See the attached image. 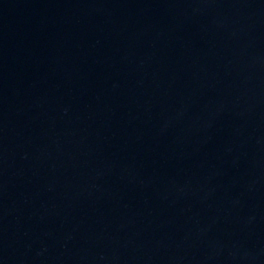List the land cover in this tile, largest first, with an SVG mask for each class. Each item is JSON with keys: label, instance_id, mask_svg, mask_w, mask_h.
<instances>
[{"label": "water", "instance_id": "95a60500", "mask_svg": "<svg viewBox=\"0 0 264 264\" xmlns=\"http://www.w3.org/2000/svg\"><path fill=\"white\" fill-rule=\"evenodd\" d=\"M0 264H264V0H0Z\"/></svg>", "mask_w": 264, "mask_h": 264}]
</instances>
